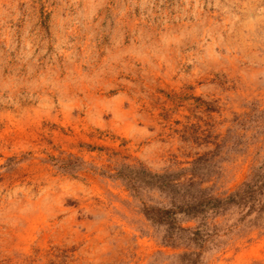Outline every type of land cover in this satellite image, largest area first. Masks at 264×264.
<instances>
[{
    "label": "rangeland",
    "instance_id": "rangeland-1",
    "mask_svg": "<svg viewBox=\"0 0 264 264\" xmlns=\"http://www.w3.org/2000/svg\"><path fill=\"white\" fill-rule=\"evenodd\" d=\"M0 264H264V0H0Z\"/></svg>",
    "mask_w": 264,
    "mask_h": 264
},
{
    "label": "trees",
    "instance_id": "trees-1",
    "mask_svg": "<svg viewBox=\"0 0 264 264\" xmlns=\"http://www.w3.org/2000/svg\"><path fill=\"white\" fill-rule=\"evenodd\" d=\"M248 185H249V183H247V188L242 189V192L238 191L237 193L231 194L223 202L224 203L225 202H234L235 198H237L239 196L240 200H243L242 202H244L245 205H247V203L248 204L252 203L251 205H253V203H254L253 198H254L255 190L250 189V187ZM220 202H221V200H216V203H220ZM205 208H207V203L205 201L200 200V199L197 200V199L193 198V202L190 204V206L188 205V207H185L183 210H180V211L186 212L192 216H197L198 213L205 211ZM251 208H252V206H251ZM167 212H171L172 214L176 213L172 210H169ZM161 219L162 218H160V220Z\"/></svg>",
    "mask_w": 264,
    "mask_h": 264
}]
</instances>
